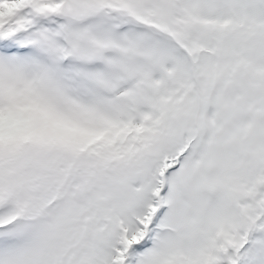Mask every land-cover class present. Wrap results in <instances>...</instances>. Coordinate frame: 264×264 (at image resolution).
<instances>
[{
	"label": "snow or ice",
	"instance_id": "1",
	"mask_svg": "<svg viewBox=\"0 0 264 264\" xmlns=\"http://www.w3.org/2000/svg\"><path fill=\"white\" fill-rule=\"evenodd\" d=\"M0 264H264V0H0Z\"/></svg>",
	"mask_w": 264,
	"mask_h": 264
}]
</instances>
